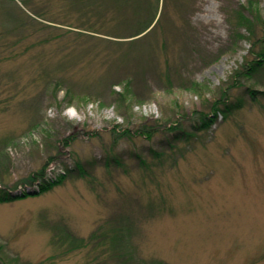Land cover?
Listing matches in <instances>:
<instances>
[{
    "label": "rangeland",
    "instance_id": "obj_1",
    "mask_svg": "<svg viewBox=\"0 0 264 264\" xmlns=\"http://www.w3.org/2000/svg\"><path fill=\"white\" fill-rule=\"evenodd\" d=\"M98 1L0 0V264H264V64L196 121L261 59L264 0H161L132 37Z\"/></svg>",
    "mask_w": 264,
    "mask_h": 264
},
{
    "label": "trees",
    "instance_id": "obj_2",
    "mask_svg": "<svg viewBox=\"0 0 264 264\" xmlns=\"http://www.w3.org/2000/svg\"><path fill=\"white\" fill-rule=\"evenodd\" d=\"M102 1L103 0H99L95 4V6L93 8L99 9L100 6L102 8V4H103ZM144 1H146V0H144ZM144 1H142L139 4H137L135 0H134V2H133V0H111V2H113V4L117 8H119V9H121V8H133V11L135 12V17H138V15H139V17H138L139 19H137V27H136L137 29H136L134 34L130 35V37L137 36V35H140L142 33L145 34V31H147L149 29L151 30L154 27L153 26L151 28V26L153 25L155 19L157 18V14L159 12L161 0H149L148 3L144 2ZM164 5H165V0H163V9H164ZM245 8L248 9L250 12H252V14L256 13L257 18H261L260 14H258L259 11H256L257 8L254 7V4H253L252 1H249L248 6L245 7ZM163 9L161 10L160 16H159L157 21H159L161 19L162 15H163ZM141 14H142V16H141ZM240 16H241V22L244 25L246 24L247 27H249V26L251 27L252 26V25H250L251 24L250 23V21H251L250 17L246 14V12L244 10L240 11ZM252 51H253V49L251 48L250 52H252ZM258 55H259V57L261 59H256V60H252V61H249V62L246 60L243 65H241L239 68L235 69V71L232 72L231 77L229 79V81L232 80V83L229 84L228 81H227V83L225 84V87L221 88L220 95H222V101L224 102L223 107H221L222 105L219 106V107L217 105V110L212 115L199 112V114L196 116L197 117L196 121L197 122L202 121V124H200L201 127L207 126L208 124H210V122L212 120H214V116L217 115L218 109L219 110L222 109V111H224V112L232 109V107L234 105L231 106L232 105L231 102L228 101L227 89L226 88H228L230 85H233L236 82L235 79H236L237 76H241V75L245 76V75H247L249 77L250 76L253 77L254 73L258 71V68L262 64H264L262 62V60L264 59V47L259 48ZM165 73H166L165 77L168 80V82L170 83V81L172 79V76H171V74L169 73L168 70ZM255 92H256V90H250V93L253 95L254 99L257 98ZM261 93L264 94V91H261ZM139 100H141V98H139ZM238 103H239V101H238ZM241 103H242V101H240V104H236L235 107L236 106L240 107ZM214 109H216V107ZM154 122L155 123L153 125L152 124L149 125V124H147L145 122H140L138 127L135 130V134L136 133L146 134L148 136L152 135V133L156 134L162 128V125L160 124L161 123L160 120H156ZM193 126H194V128H199L198 123H194ZM182 128H183V124L178 119L176 124L166 127V130H169V133L170 134L172 133L174 135V139L177 140V139L180 138V136L178 135L180 133H178V131H177L178 129H180L179 132L181 130L184 133L186 132ZM175 131H177V132H175ZM113 132L116 133L117 131L114 129ZM128 133H130V130H128V131L125 130V131L121 132L120 134H128ZM47 163H45L44 166L41 169H39L38 171H36L34 174L31 175V181L35 180V179H40V180L43 181V182L40 183L41 184V188L43 190H48L54 184H56V183L61 181L60 178H58L57 180H53L54 179L53 177L48 178V179H45V177H43V176H45V166L47 165ZM78 166L81 169V173H82L80 175H84L83 174L84 173V169H82V167L80 165H78ZM70 173L71 172L69 171V174ZM64 174H67V173H64ZM16 197H19V196L18 195H13L10 192H8L7 195L5 194V195H3V197H0V200H11V199L16 198ZM122 225H123V228L121 227V228L117 229V231H115L113 233V236L111 237L112 243L115 244L116 247H117V249H116L117 253H120V251H121V247L120 246H122L124 244L123 241H124V238L126 237L125 234L129 231V227L128 226L125 227V225L123 223H122ZM93 234H95V231L93 232ZM149 264H156V262L154 261L153 263H149Z\"/></svg>",
    "mask_w": 264,
    "mask_h": 264
}]
</instances>
